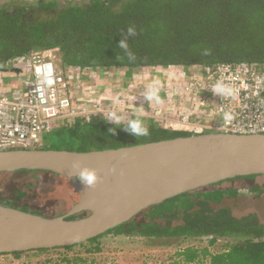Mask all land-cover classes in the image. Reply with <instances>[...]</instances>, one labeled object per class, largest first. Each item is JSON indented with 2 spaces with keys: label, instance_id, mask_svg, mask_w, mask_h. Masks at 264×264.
I'll return each instance as SVG.
<instances>
[{
  "label": "trees",
  "instance_id": "1",
  "mask_svg": "<svg viewBox=\"0 0 264 264\" xmlns=\"http://www.w3.org/2000/svg\"><path fill=\"white\" fill-rule=\"evenodd\" d=\"M129 25H135L137 31L135 37H128L135 60H129L117 46ZM52 48H59L66 64L83 67H189L240 61L264 64V0H0V69L17 56ZM140 118L149 128L148 136L137 138L123 129L127 122L116 126L101 117L79 121L55 133L60 143L75 151L192 135ZM109 128L116 129L115 133ZM50 146L44 149H52ZM256 176L226 181L254 180ZM223 182L209 190L184 192L168 199L143 211L144 219L120 224L87 242L112 233L177 245L173 264H264V222L257 212L236 216L225 200L239 197L241 190L234 186L218 188ZM249 189L258 196L264 194V185L256 182ZM0 203L11 206L9 199L0 198ZM193 239L206 243L182 246ZM84 243L29 251L71 249ZM25 252L12 253L19 256ZM45 264L84 261L64 257Z\"/></svg>",
  "mask_w": 264,
  "mask_h": 264
},
{
  "label": "built area",
  "instance_id": "2",
  "mask_svg": "<svg viewBox=\"0 0 264 264\" xmlns=\"http://www.w3.org/2000/svg\"><path fill=\"white\" fill-rule=\"evenodd\" d=\"M56 51L33 50L0 69V151L44 149L58 129L96 117L106 120V113L114 111L122 123L140 113L164 128L193 135L264 134V64L83 67L66 64ZM132 79L143 88L134 92L128 84ZM154 82L159 102L144 97ZM218 82L234 94H216ZM225 113L232 118L225 120Z\"/></svg>",
  "mask_w": 264,
  "mask_h": 264
},
{
  "label": "water",
  "instance_id": "3",
  "mask_svg": "<svg viewBox=\"0 0 264 264\" xmlns=\"http://www.w3.org/2000/svg\"><path fill=\"white\" fill-rule=\"evenodd\" d=\"M94 169L91 187L76 178ZM41 171L78 194L69 213L39 215L0 203V253L72 246L94 239L184 192L238 176L264 175V134L204 133L104 150L0 151V173ZM71 215H78L69 219Z\"/></svg>",
  "mask_w": 264,
  "mask_h": 264
},
{
  "label": "rangeland",
  "instance_id": "4",
  "mask_svg": "<svg viewBox=\"0 0 264 264\" xmlns=\"http://www.w3.org/2000/svg\"><path fill=\"white\" fill-rule=\"evenodd\" d=\"M63 0H61L62 2ZM59 56V51H56ZM130 73V72H129ZM132 76V74H129ZM136 80V79H135ZM123 86L122 79L119 80ZM128 81V80H127ZM130 88L137 92L143 88L141 84H133ZM138 82V80H137ZM127 83V82H126ZM148 84V83H144ZM214 133V132H211ZM49 143L52 149L68 150L67 145L59 142L58 136L53 132L49 136ZM49 173L41 171H17L11 173H0V192L6 196L19 195L23 203L42 205L41 209L51 216H60L67 213L76 203V194L69 182L55 179L50 181ZM61 178V177H60ZM264 185V175H257L254 180L240 179L225 181L218 188L239 187L240 196L234 199L227 197L226 205L232 207L233 213L240 217L250 212H257L264 222V194L258 196L250 191L252 183ZM214 188V187H213ZM202 190V189H201ZM205 190V189H203ZM208 190V189H207ZM30 212V210H23ZM35 214H41L35 212ZM141 213L137 220L144 219ZM165 241H148L140 237L108 234L92 242H85L82 245L74 246L71 249L56 248L50 251H27L16 256L13 253L1 254L0 264H45L46 261L61 260L64 257L81 258L84 264H173L177 245L164 244ZM202 239L184 241L182 246L193 244H204ZM99 251L89 252L87 249L96 248ZM180 246V245H179Z\"/></svg>",
  "mask_w": 264,
  "mask_h": 264
},
{
  "label": "clouds",
  "instance_id": "5",
  "mask_svg": "<svg viewBox=\"0 0 264 264\" xmlns=\"http://www.w3.org/2000/svg\"><path fill=\"white\" fill-rule=\"evenodd\" d=\"M137 35L136 27L135 25H129L127 28V32L124 35V38L121 39L118 43V48L122 49L124 53L126 54L127 58L129 60H135L136 57L134 53L129 48L128 43V37H135ZM120 59V57H117ZM213 91L216 94H220L221 96H231L234 94V90L231 87H228L224 85L223 83H217L214 87ZM144 97L149 102L155 100L159 102V86L158 82H154L153 84H150L147 86L144 92ZM140 113H137L136 117L133 119H128L126 124H123V129L128 132L130 135L139 137H145L149 135V128L143 123L142 119L140 118ZM106 121L114 123L116 126H120L123 120V117L118 115L117 112H109L106 113ZM232 118L230 113L224 114L225 120H230ZM110 132L115 133L116 129L109 128ZM75 167L78 169L76 173V178L83 183L86 188L93 187L97 181L98 176L94 169H90L87 167H81L79 164H76Z\"/></svg>",
  "mask_w": 264,
  "mask_h": 264
},
{
  "label": "flooded vegetation",
  "instance_id": "6",
  "mask_svg": "<svg viewBox=\"0 0 264 264\" xmlns=\"http://www.w3.org/2000/svg\"><path fill=\"white\" fill-rule=\"evenodd\" d=\"M51 175L49 178L50 181H54L55 179H59L60 181L63 179L60 178L59 176H56V175H52V174H49ZM247 179V178H246ZM65 180V179H64ZM67 181V180H66ZM68 182V181H67ZM74 190V189H73ZM75 194H76V199L78 200V194L73 191ZM0 198H3V199H9L11 201V207H15V208H18V209H22L23 206L27 207L28 210H30L31 213H35V212H40L41 214L40 215H47V216H51L49 214H47L46 212H44L41 207L42 205H39V204H35L36 206H33L31 204H27V203H23L20 196L19 195H12V196H6L4 195L3 193L0 192ZM2 204V203H1ZM5 205V204H4ZM8 206V205H7ZM41 206V207H40ZM71 210V209H70ZM69 210V211H70ZM69 211L67 213H69ZM65 213V214H67ZM63 214V215H65Z\"/></svg>",
  "mask_w": 264,
  "mask_h": 264
},
{
  "label": "crops",
  "instance_id": "7",
  "mask_svg": "<svg viewBox=\"0 0 264 264\" xmlns=\"http://www.w3.org/2000/svg\"><path fill=\"white\" fill-rule=\"evenodd\" d=\"M129 74H132V73L130 72ZM129 74H128V76H129L128 78L130 79V78H131V76H130ZM132 75H133V74H132ZM147 86H148V85H147ZM147 86H146V87H147ZM163 98H164V97H163Z\"/></svg>",
  "mask_w": 264,
  "mask_h": 264
}]
</instances>
